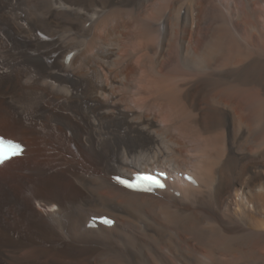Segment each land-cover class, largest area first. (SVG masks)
<instances>
[{
  "label": "bare ground",
  "instance_id": "obj_1",
  "mask_svg": "<svg viewBox=\"0 0 264 264\" xmlns=\"http://www.w3.org/2000/svg\"><path fill=\"white\" fill-rule=\"evenodd\" d=\"M0 138V264H264V0H0Z\"/></svg>",
  "mask_w": 264,
  "mask_h": 264
},
{
  "label": "snow or ice",
  "instance_id": "obj_2",
  "mask_svg": "<svg viewBox=\"0 0 264 264\" xmlns=\"http://www.w3.org/2000/svg\"><path fill=\"white\" fill-rule=\"evenodd\" d=\"M17 147V149H18V146H16ZM13 155H15V154H17L16 152H13L12 153ZM6 158V157H5ZM2 160H3V158H0V162H2Z\"/></svg>",
  "mask_w": 264,
  "mask_h": 264
},
{
  "label": "rangeland",
  "instance_id": "obj_3",
  "mask_svg": "<svg viewBox=\"0 0 264 264\" xmlns=\"http://www.w3.org/2000/svg\"><path fill=\"white\" fill-rule=\"evenodd\" d=\"M56 154L58 155L57 151H56ZM58 156H59V155H58ZM36 205H37V203H36Z\"/></svg>",
  "mask_w": 264,
  "mask_h": 264
}]
</instances>
